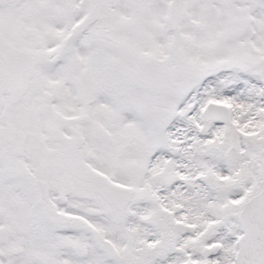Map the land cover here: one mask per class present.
<instances>
[{
	"label": "snow or ice",
	"instance_id": "6c2138e0",
	"mask_svg": "<svg viewBox=\"0 0 264 264\" xmlns=\"http://www.w3.org/2000/svg\"><path fill=\"white\" fill-rule=\"evenodd\" d=\"M0 264H264V0H0Z\"/></svg>",
	"mask_w": 264,
	"mask_h": 264
}]
</instances>
